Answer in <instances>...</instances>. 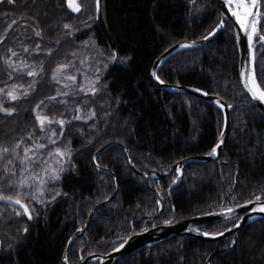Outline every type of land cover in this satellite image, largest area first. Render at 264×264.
Returning <instances> with one entry per match:
<instances>
[{
	"label": "trees",
	"instance_id": "16d2710c",
	"mask_svg": "<svg viewBox=\"0 0 264 264\" xmlns=\"http://www.w3.org/2000/svg\"><path fill=\"white\" fill-rule=\"evenodd\" d=\"M260 1L258 31L263 35L264 0ZM79 3V13H72L65 0L0 3V88L7 91L18 84L27 89L35 81L29 95L17 101H9L0 93L3 106L14 109L10 116L0 112V146L11 148L22 141L17 149L22 158L25 146L45 144L47 148L39 150L38 156L48 160L50 167L57 163L48 157L49 150L67 146L72 153L70 164L64 163L66 171L61 178L47 184L42 205L34 204L31 220L15 217L8 204L0 202V264H63L61 257L69 236L84 224L91 207L114 188L113 176L92 162L94 151L108 141L128 149L137 171L130 167L126 153L117 144L96 154L98 165L116 176L117 188L108 202L94 209L83 235L71 240L66 254L68 264H77L81 247V256L106 252L117 242L112 239L138 230L158 209L154 190L163 196L162 209L152 220L155 223L264 195V113L251 103L240 84L230 22L205 45L173 53L156 71L165 82L197 87L233 105L219 160L186 162L181 179L171 186L168 196L167 187L177 175L175 170L159 177L141 175L148 170H166L187 155L207 153L220 133L222 113L215 103L186 92L162 90L149 73L155 57L169 45L202 37L216 26L220 18L216 1L100 0L97 18L95 0ZM65 24L71 27L66 29ZM37 31L41 36L35 35ZM85 43L104 52V56L115 52L117 60L104 65L100 76L103 84L90 99L88 114L82 112V118L75 120L74 102L90 94L72 96L66 106L57 96L56 101H50L48 97L54 95L55 88L50 74L55 62L70 60ZM8 49L17 55L11 56ZM6 57H11L17 67L22 66L21 62L32 63L38 75L13 72L4 63ZM254 74L264 87V42L254 49ZM37 105V110L50 118L60 116L70 121L63 135L59 126L51 125L56 132L52 136L55 145L49 143L48 130L41 132L36 124L33 109ZM6 162L0 160V175ZM9 167L20 173L17 160ZM199 174H208L206 180L198 183ZM190 185L195 188L190 190ZM3 194L12 196L14 189ZM237 219L235 215L201 229L216 233ZM232 235L217 240L174 236L128 253L118 264H264V217L243 225L227 249Z\"/></svg>",
	"mask_w": 264,
	"mask_h": 264
},
{
	"label": "water",
	"instance_id": "95a60500",
	"mask_svg": "<svg viewBox=\"0 0 264 264\" xmlns=\"http://www.w3.org/2000/svg\"><path fill=\"white\" fill-rule=\"evenodd\" d=\"M215 1L217 4L219 14H220V18H219V21L216 24V26L202 37L193 38V39H181V40L174 42L173 44L169 45L159 55H157L155 57V59L152 62V65L150 67L149 73H150L151 79L162 90L180 91V92L190 93V94L197 96V97H199L205 101L215 103L219 107V109L222 113V127H221L220 133H219L216 141L214 142L212 148L215 147L218 143H220L221 140L223 142L220 144V147L217 149V154L215 156L211 155V152H212V148H211V150L208 151L207 153L187 155V156L179 159L178 161L174 162L166 170H161V171L148 170V171L141 172V175L144 178H147V177H159V176L168 175L171 172V170H175L177 172V175L170 181V183L167 187V196L169 195V191H170L171 186L173 184L178 183L179 180L181 179L183 167H184V164L186 162H188V161L205 162V161H218L219 160V154L222 151V148L224 146V142H225L226 137L229 133L230 110L233 107V105L227 103L223 98H221L217 94L208 93L202 89H199L197 87H193L190 85L165 82V81L161 80L160 78L158 80L153 76V73L154 72L156 73L158 67L170 55H172L173 53L178 52L180 50L186 49V48H182L180 46L181 44H194L193 47L205 45L207 42H209L211 39H213L219 32H221L224 29L226 23L230 22L232 27H233V35H234L235 44H236L237 53H238V75H239L240 84H241L244 92L246 93V95L250 99L251 103L255 104L264 113V104L260 103L259 101L253 100L251 95L244 88V84L241 81V72L242 71L254 72V49H255V46L258 43H260L261 41L259 39L257 41L253 40V50L250 53L248 41H247V35L244 31H242L240 29V26H239V24H237L235 18L232 17L231 12L229 11L228 7L224 3V0H215ZM258 4L260 6V8H259L260 16L257 18V20H259V18L262 16L261 1L260 0H258ZM98 13L95 10L96 18L98 16ZM220 24H222L223 26L218 28L217 25H220ZM214 29H215V31L213 33ZM209 33H213L211 36H209V39H207V40L203 39V37L208 36ZM156 76H157V74H156ZM255 79H256V77H255ZM160 81H163V83H160ZM110 144H117L118 146H120L127 155V160H128V164L130 165V167L133 170L137 171V169L135 168V166L131 160L128 149L124 145H122L118 142L108 141L94 151V153L92 154V162H93L94 166L97 169L106 171L113 176L114 188L104 199L96 202L91 207V209L88 212V215H87V218H86L84 224L81 227L77 228L69 236V238L66 241V244H65V247H64V250L62 253V257H61V262L63 264H68L67 260H66V254H67V249H68V246H69L71 240L76 236L83 235V230L88 225L89 219H90L94 209L96 207H99V206L105 204L106 202H108L109 199L114 194L116 188H117L116 176L111 171H109L106 168L98 165V163L95 160L96 154L98 152H100L101 150H104ZM177 169H179L180 171L178 172ZM173 181H176V182L173 183ZM154 193L156 195V200L158 203V209L154 214L149 215L145 218V220H144L142 226L139 228V230L130 231L125 236H120V237H116V238L112 239V241H117V243L114 246H112L106 252H92V253H89L85 256H81L80 255V250L82 249V247H81L78 251L79 252V261L77 262V264H86L88 262H91L92 264H118L119 261L128 253H131V252L138 250L142 247H150L152 245L159 243L162 240H165V239H168V238H171L174 236H182V235L198 237V238H201L204 240H217V239H219L225 235L233 234L230 245L228 247H226L228 249L234 243L236 236L239 232V229L243 225H245V224H247V223H249V222H251L257 218L264 217V213H259L257 211H254V209L256 207H258V203L256 202L255 197L261 196V201L259 202V204H264V195H256L255 197H253L251 199H248V200L242 201L240 203L233 204V205L221 208V209L212 210V211H208V212H204V213H198V214H194V215L187 216V217H182V218L175 219V220L172 217H170V218H168L162 222L152 223L151 225L147 226L146 223L152 221L153 218L160 213L162 206H163V196L159 194L158 190H154ZM248 201H252V203H247ZM246 204H247V207H237V205H246ZM227 208H233L234 212H232L230 214L226 213L225 210ZM222 213H225V214H222ZM235 215H238V219L232 226H230L226 229H223L219 232H216V233H210L212 235L206 236V235H204V233H209V232H206V231H203L200 229L201 227H203L205 225L215 223L218 221H222V220L228 219V218L235 216ZM237 223L240 224V227H238V228L234 227V225ZM78 229H79V231H78ZM228 229H230V231ZM220 232H222L223 235H216L217 233H220ZM121 245H123V247H121ZM220 250L221 249H218V250H216V252H219ZM207 261H208V259H207Z\"/></svg>",
	"mask_w": 264,
	"mask_h": 264
},
{
	"label": "snow or ice",
	"instance_id": "6c2138e0",
	"mask_svg": "<svg viewBox=\"0 0 264 264\" xmlns=\"http://www.w3.org/2000/svg\"><path fill=\"white\" fill-rule=\"evenodd\" d=\"M3 0H0V3H2ZM13 0H8V3H12ZM66 6L69 10H71L72 13H79L82 11V5L79 3V0H65ZM225 5L228 7L229 11L231 12L232 17L235 18L237 24H239L240 29L244 31L247 35V41L249 46V52L251 53L253 50V39L254 35L257 32V18L260 16L259 11V4L258 0H224ZM95 10L98 13L100 11V0H95ZM223 25H217V27H222ZM71 26L68 24L64 25V28L68 29ZM215 29L213 30L214 33ZM213 33H209L208 36L203 37V39L207 40L209 39V36H211ZM36 36H41V33L39 31L35 32ZM259 40L261 42H264V35H260ZM58 43V42H57ZM182 48H190L193 47L194 44H181ZM39 48V45L36 46ZM25 52H28L29 50L27 48L24 49ZM8 52L11 54V56H16L17 53L13 51L12 49H8ZM49 54H51V50H49ZM102 54V53H101ZM75 55V53H73ZM110 60L115 61L117 60V54L115 52H112L110 54ZM4 63L8 66V68H11L13 72H19L23 73L25 69L29 68L27 64H23V67H17L14 66L11 57L4 58ZM72 67L71 63L68 64H58L56 69L53 70V76L52 79L56 83H60V80L57 78L59 74L64 73L67 69ZM107 67V65H105ZM43 69H41L42 71ZM99 71V70H97ZM26 75L28 77H36L38 75L37 71L28 70L26 72ZM153 76L159 80V77L156 76V73H153ZM9 77L11 78V73H9ZM63 79L70 83H65V88H72L73 92H75L77 89L79 92H83L87 95L88 92H91V94L95 95L97 92V89L95 88L92 81H88L87 85V91L83 84H78L76 75H65ZM241 81L244 84V88L247 90V92L251 95L253 100L259 101L260 103L264 104V87H261L256 79L254 72H241ZM160 83H163V81H160ZM35 81H33L31 84H29L27 89H24L22 93H17V85L13 84L10 89L7 91L3 88H0V93L4 94L9 101H17L21 99L22 97H27L29 95V89H34ZM22 87V86H20ZM69 95V92H57V96ZM50 101H56V96L48 97ZM59 103L64 104L65 101L61 100ZM43 104V101L41 102ZM40 108V105H37L35 109H33L35 121L36 124L39 126L41 132L47 131V126L51 124H58L60 135H63V129L66 123H70V121H65L64 119L60 120H54L50 118L48 115L42 114L37 109ZM80 109L77 108L76 112L79 113ZM0 112H3L5 115H12L14 112L13 108H5L3 106V101L0 100ZM92 115H95V113H92ZM82 117L77 114L74 115L73 119L80 120ZM56 132L53 131L51 136H48L49 143L52 145L56 144V140L52 139V136H55ZM29 139L32 138V134H29ZM43 138V137H42ZM223 141L221 140L220 143H218L215 147L212 148L211 155L215 156L217 154V149L220 147V144ZM22 141H18L12 147L7 146H0V160H6V164L3 167L2 175H0V202H5L8 204H14L18 205L20 209L23 210V215L27 216L29 220L32 219L31 210L27 203L23 202V197L28 196L30 199L35 200L37 203L43 202L41 197L45 194V190L47 187V184L52 181H57L61 178V173L65 172L66 169L64 167V163H69L71 161V149H69L67 146H65L63 149L57 147L54 151L49 150L47 155L48 157L54 159L56 163L59 165V167L51 168L48 166L49 162L48 160L41 159L38 156V152L41 149H46L47 145L42 143H37L34 148L30 147H24L23 149V157L21 158L19 156V153L17 152V149L21 147ZM32 155H29V154ZM10 157V158H9ZM33 157H36L35 159ZM18 160L19 161V171L20 176L17 178V169L13 167H9V165H13V162ZM31 165V167H29ZM39 168L40 171L37 172L35 169ZM179 172L180 170L177 169ZM31 181V182H30ZM6 182V183H5ZM176 181H173L175 183ZM13 186L18 187L19 189H28L29 191H17L16 192V198H13L10 195H4L3 193L7 190L12 188ZM34 189V191H33ZM56 195H60L59 192L56 193ZM55 197H53L54 199ZM256 202L258 203V207L254 209V211H257L259 213H264V204H259L261 201V196L255 197ZM247 203H252V201H248ZM237 207H247L246 205H237ZM226 213L230 214L234 212L233 208H227ZM15 214L17 216L21 215V212L16 211ZM225 214V213H222ZM243 219V218H242ZM234 227H240V224L237 223L234 225ZM230 231V229H228ZM27 231V229H25ZM79 231V229H78ZM204 235H212L210 233H204ZM216 235H223L222 232L217 233ZM123 247V245H121Z\"/></svg>",
	"mask_w": 264,
	"mask_h": 264
},
{
	"label": "rangeland",
	"instance_id": "374dc122",
	"mask_svg": "<svg viewBox=\"0 0 264 264\" xmlns=\"http://www.w3.org/2000/svg\"><path fill=\"white\" fill-rule=\"evenodd\" d=\"M260 35H262V34H260V32L258 31V24H257V32L254 35V38L255 37H260ZM101 53H102V51L95 50V48H93V46L91 44H86L85 43L84 46L82 47V49H80L78 52H76L74 57L70 58V60H68V61H64L63 60V61L55 62L53 64V67L51 68V74H50L51 80H52V82L54 84V87H55L53 89V94H54L53 96H57V92L58 91L69 92V95H67V96H64V95L57 96L60 100H63V101L66 102V100H69L72 96L78 95V97H79V96L85 94L83 92H79L78 89L75 92H73L72 88H65L64 84L65 83H70V82H67V81H65L63 79V77L65 75H76L78 84H83L85 86V88H86V91H87L88 81H92L94 86H95V88L97 89L96 93H98L99 90H100V87L103 84V82H101V79H100V76L102 74V69L104 68V65L110 60V55L109 54H106L104 56V52L102 54ZM68 63H71L72 67L67 69L64 73L59 74L57 78L60 80V83H56L52 79L53 70L56 69L58 64H68ZM25 64H27L29 66V68L24 70L25 73L28 70L35 71L34 70V65L32 63H30V64L29 63H25ZM188 64L189 63H185L184 65L187 66ZM20 67H23V64H22V66L20 65ZM97 70H99V71H97ZM43 76H44V70H42V78H43ZM16 85L18 86L17 89H16L17 93L18 94L22 93L25 88L23 86L20 87L21 85H18V84H16ZM87 94H90V96L87 95L88 97L86 99L84 98L83 100L74 102V104H73V106H75L76 109L79 108L81 110V111H79V113H77L80 116L83 115V114L87 115L88 114V109L90 108L89 107V102H91L90 99L92 98L93 94H91V92H88ZM82 101L85 102V103L81 105ZM66 104H67V102L64 103L63 105L66 106ZM87 104H88V106H87ZM82 112H83V114H82ZM52 119L60 120V119H64V118L58 116V117H55V118H52ZM51 125L47 126V130H48L49 135H52V132L54 131V127H51ZM53 125L54 126H59L58 124H55V123ZM17 162H19V161L17 160ZM57 166H58V164H56L54 167H51V168H56ZM207 175L208 174H199L198 177H197V182L199 183L201 181H205L206 178H207ZM19 176H20V173L17 174V178ZM12 188L14 189V195H12L13 198H16V192L18 190L19 191H24V192L29 191L28 189H19L16 186H13ZM189 188L191 190V189H194L195 186L194 185H190ZM33 191H34V189H33ZM143 198H146V196H143ZM22 199H23V202H25V203H27L29 205L30 210H31V215H33L32 208H33L35 203L37 205H42V202L41 203H37L35 200L30 199V197H28V196H24ZM41 199H42V197H41ZM7 208H8L9 211H11V214L14 215L15 217H22V216L25 217V215H23V210L20 209L18 205L8 204ZM220 208H222V207H220ZM16 211L21 212V215L17 216L15 214ZM98 221H99V219H98ZM105 224L108 226V223H105ZM209 233H213V232H209Z\"/></svg>",
	"mask_w": 264,
	"mask_h": 264
},
{
	"label": "flooded vegetation",
	"instance_id": "af4514ba",
	"mask_svg": "<svg viewBox=\"0 0 264 264\" xmlns=\"http://www.w3.org/2000/svg\"><path fill=\"white\" fill-rule=\"evenodd\" d=\"M143 224V223H142ZM142 226V225H141Z\"/></svg>",
	"mask_w": 264,
	"mask_h": 264
}]
</instances>
